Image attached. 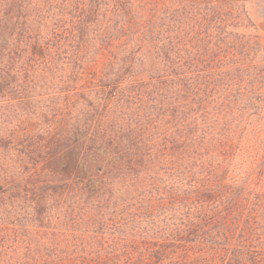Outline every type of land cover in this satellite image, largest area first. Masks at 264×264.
<instances>
[{"label":"trees","instance_id":"obj_1","mask_svg":"<svg viewBox=\"0 0 264 264\" xmlns=\"http://www.w3.org/2000/svg\"><path fill=\"white\" fill-rule=\"evenodd\" d=\"M57 1L0 0V264H264V192L195 178L223 145L183 1ZM143 49L162 62L148 80Z\"/></svg>","mask_w":264,"mask_h":264},{"label":"rangeland","instance_id":"obj_2","mask_svg":"<svg viewBox=\"0 0 264 264\" xmlns=\"http://www.w3.org/2000/svg\"><path fill=\"white\" fill-rule=\"evenodd\" d=\"M182 1V35H190L191 26L195 24L193 52L198 60L195 71L196 93L203 97L199 114H205L206 110L211 112L212 135L222 138L223 145L220 148L222 151L216 152L214 156L216 170L205 172L204 175L198 173L196 181L209 175L212 176L213 187L231 184L238 188L245 187L246 192H264V178L260 175L261 169H264V0ZM66 2L69 0H58L56 5L62 7ZM76 5L72 2L74 8ZM111 5H105L104 10L111 9ZM162 8L167 9L168 14L175 4L167 3ZM190 9L195 12L193 22L187 18L191 15L188 12ZM58 12L59 9L51 8L45 21L53 24L54 14ZM169 18L168 14L163 28L167 26ZM179 32L177 29L176 33ZM162 35L165 37L167 33L162 31ZM141 52L142 63H137L141 77L148 80L150 76L159 75L158 67L162 65L160 59L153 57L152 52L146 49ZM106 53L104 51L103 55ZM209 56L210 63L207 60ZM97 59L94 67L89 66L93 74L89 75L86 85L91 87L99 79L107 61V57ZM181 180L183 183H179L180 188L194 189L187 184V178L182 177ZM153 203L158 204V201ZM171 209L164 213L170 215ZM139 224L141 228L135 223V229L132 227L124 234L130 233V238L142 240L140 232L146 222ZM147 230L152 234L151 227ZM141 245L144 243L141 242ZM93 252L97 256V251Z\"/></svg>","mask_w":264,"mask_h":264}]
</instances>
